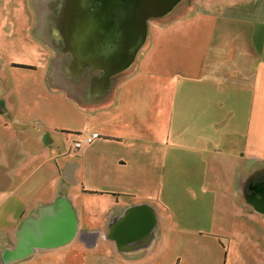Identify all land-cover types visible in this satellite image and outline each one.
<instances>
[{
	"label": "crops",
	"instance_id": "1",
	"mask_svg": "<svg viewBox=\"0 0 264 264\" xmlns=\"http://www.w3.org/2000/svg\"><path fill=\"white\" fill-rule=\"evenodd\" d=\"M66 1L0 0V31L17 36L24 29L28 38L45 43L42 64L25 66L45 70L43 86L62 91L67 103L62 125L35 115L31 136L25 126L20 135L8 136V110L0 101V264L32 256L41 264H105L107 255L88 251L106 243L125 255L149 244L151 236L118 249L108 233L126 209L140 205L152 209L158 226L157 208L137 200L152 197L143 177L151 166L199 161L215 168L209 171L212 188L217 184L228 192L221 182L236 177L238 198L246 179L264 169V0H203L188 13L158 16L161 21L137 35L129 27L134 14L90 18L63 9L70 5ZM58 132L80 136L81 142L91 138L79 149L71 183L55 160L66 153L59 143L57 153L52 147ZM108 144L123 154L119 166L137 167L111 185L101 154ZM94 152L99 154L91 161ZM72 183L111 198L98 227L81 229L76 216L74 245L66 252L36 249L6 261L23 221L59 197L71 204Z\"/></svg>",
	"mask_w": 264,
	"mask_h": 264
},
{
	"label": "rangeland",
	"instance_id": "2",
	"mask_svg": "<svg viewBox=\"0 0 264 264\" xmlns=\"http://www.w3.org/2000/svg\"><path fill=\"white\" fill-rule=\"evenodd\" d=\"M202 1L67 0L70 5L62 8L71 13L81 10L82 14L90 18L104 15L118 16L121 19L122 16L127 18V15L134 14V22L129 21V27L133 25L137 35L138 31L161 21L158 16L188 13ZM79 3L81 6H78ZM119 25L120 30L126 28L124 21L120 20ZM16 34L17 36H13L9 31H0V101L8 110L4 118L8 123L7 130L10 131L8 136L20 135L24 126L27 127L25 130L28 136H31L30 125L34 124L35 115L46 114L51 123L62 125L67 103L63 101L65 95L62 91L43 86L45 70H30L18 66H25L30 62L40 66L43 62L40 55L46 48L45 43L41 39L36 41L28 38L24 29ZM68 108L73 113V107ZM79 137L74 134L55 133L56 141L52 145L54 152L58 151L57 143L60 150L66 151L64 156L55 159L60 168L80 161V150L73 149L68 152L69 146L75 140L79 142ZM104 150L101 154L106 162L105 179L106 184L111 185L116 183L120 173L126 178L131 173L132 166L118 165L117 160L123 154L119 155L116 145L108 144ZM92 154L89 159L91 161L99 153ZM66 160L70 163H64ZM116 164L118 167H115ZM136 169L137 167H133L132 170ZM211 170L215 168L199 161L177 168L156 170L155 167H149L148 171H144L143 177L145 184L148 179L152 197L137 198L150 201L158 210L159 223L149 244L125 255L112 250L106 243L88 252L107 255L109 264H114L115 261L116 264H264V215L250 211L244 199L236 196V177L232 182H221L223 186L229 187L228 192L217 184V187L212 188L213 182L209 178ZM68 187L70 202L76 216L80 218V228L98 227L97 219L102 216V209L111 198L107 195L97 196V193L82 192L80 183H72ZM7 208L16 209L11 206ZM72 241L66 246L44 251L53 252L54 255L66 252L68 247L74 245ZM40 253L38 252L39 255ZM33 257L35 256L19 263L41 264Z\"/></svg>",
	"mask_w": 264,
	"mask_h": 264
},
{
	"label": "water",
	"instance_id": "3",
	"mask_svg": "<svg viewBox=\"0 0 264 264\" xmlns=\"http://www.w3.org/2000/svg\"><path fill=\"white\" fill-rule=\"evenodd\" d=\"M69 164L62 172L65 180L72 182V169ZM255 211L264 214L251 201L247 202ZM155 216L146 205L126 209L115 226L109 230L108 238L118 249L126 244L142 241L152 235L155 228ZM77 234V217L72 205L63 197L43 206L35 218L25 219L17 233L14 249L7 253L6 261L18 260L36 249H50L63 246L72 241Z\"/></svg>",
	"mask_w": 264,
	"mask_h": 264
},
{
	"label": "flooded vegetation",
	"instance_id": "4",
	"mask_svg": "<svg viewBox=\"0 0 264 264\" xmlns=\"http://www.w3.org/2000/svg\"><path fill=\"white\" fill-rule=\"evenodd\" d=\"M242 197L250 211L264 215L255 211L254 208L247 203L251 201L256 204L257 207L259 206V209L264 210V169L246 179L242 185Z\"/></svg>",
	"mask_w": 264,
	"mask_h": 264
},
{
	"label": "built area",
	"instance_id": "5",
	"mask_svg": "<svg viewBox=\"0 0 264 264\" xmlns=\"http://www.w3.org/2000/svg\"><path fill=\"white\" fill-rule=\"evenodd\" d=\"M90 142H91V138H87L84 142H81V141L77 142V141H75L73 143V149L74 150H79L83 146L84 143L87 144V143H90Z\"/></svg>",
	"mask_w": 264,
	"mask_h": 264
},
{
	"label": "trees",
	"instance_id": "6",
	"mask_svg": "<svg viewBox=\"0 0 264 264\" xmlns=\"http://www.w3.org/2000/svg\"><path fill=\"white\" fill-rule=\"evenodd\" d=\"M21 68H26V69H31V67H26V66H20ZM83 192L85 193H96V192H92V191H87V190H83ZM98 194V193H97Z\"/></svg>",
	"mask_w": 264,
	"mask_h": 264
}]
</instances>
